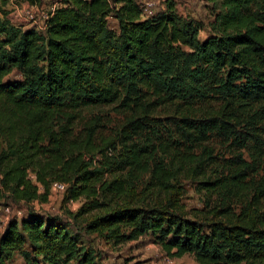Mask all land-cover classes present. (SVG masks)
I'll return each mask as SVG.
<instances>
[{
    "label": "trees",
    "instance_id": "obj_1",
    "mask_svg": "<svg viewBox=\"0 0 264 264\" xmlns=\"http://www.w3.org/2000/svg\"><path fill=\"white\" fill-rule=\"evenodd\" d=\"M209 1L221 8L219 33L205 41L170 0L150 16L137 0H59L44 30L0 19V198L45 202L58 181L66 199H89L80 214L100 207L99 195L114 198L86 224L106 239L150 234L172 257L264 264V179L245 180L250 163L240 153L264 161V0ZM106 106L122 121L105 137L86 112ZM210 152H231L227 177L210 182L220 206L192 215L174 197L170 171L212 163ZM146 173L156 192L147 202L128 191ZM240 195L235 211L226 201ZM25 241L46 264H100L61 222L36 212L7 223L0 264Z\"/></svg>",
    "mask_w": 264,
    "mask_h": 264
},
{
    "label": "rangeland",
    "instance_id": "obj_2",
    "mask_svg": "<svg viewBox=\"0 0 264 264\" xmlns=\"http://www.w3.org/2000/svg\"><path fill=\"white\" fill-rule=\"evenodd\" d=\"M59 0H42L39 5H31L26 0H0V19H6L10 23L23 26L35 27L37 30H44V19L46 13L53 9ZM169 0H137L143 10V15L160 14L167 8ZM174 4V11L179 18L191 20L197 23L198 40L215 36L219 32L214 28L215 15L221 10L218 3L209 0H170ZM109 27H115V21L109 18ZM189 50V49H187ZM97 116L99 122L98 131L106 136H113L116 128L122 121V114L110 106L102 108L90 109L86 112V119ZM83 126L81 123L78 129ZM217 149L224 150L216 139L214 141ZM199 154L200 152H195ZM231 152H210L213 156L210 163L206 158L198 163V167L194 171L184 169L179 171L176 167H172V186L174 197L178 199L179 204L189 214L198 213V210L208 212L213 206H220V196L210 190L214 180L227 177L228 165ZM238 153V152H236ZM242 157L250 163V172L244 177L246 181H251L253 187L261 179H264V161L256 159V156L245 150L240 152ZM110 155L114 154L113 150ZM99 155L93 157L94 165L100 166L96 162ZM150 175L143 174L140 179L132 184L128 183L129 194H134L139 200L147 202L156 197V192L150 189L148 183ZM58 182V181H57ZM206 182H209L206 183ZM52 183L48 198L45 202L38 200L22 201L15 200L9 196L0 198V234L11 220L17 224L27 217L30 212L38 213L45 221L51 223L61 222L71 237L75 240L80 252L91 251L95 257V261L100 264H167L166 260L171 259L175 264H199L193 254L187 253L182 257H172L167 254L154 237L150 234L143 235L133 240L115 241L106 239L102 235L88 231L87 222L95 215L109 210L114 206V198L98 196V202L102 203L97 209L87 213L80 214V207L88 202L89 199L80 196L76 200L66 199L67 184H64L63 190H58ZM62 183V182H61ZM210 190V191H209ZM42 191V190H41ZM152 191L153 193H149ZM248 196L249 193L244 194ZM243 195L239 197L227 198L226 203L231 205L235 211L239 210ZM264 205V203H263ZM191 216V215H189ZM64 258V257H62ZM3 264H46L41 254H36L32 244L24 242L18 249L13 251L9 257L3 258ZM59 264H83L82 260L77 258L67 259V262L61 261ZM243 264V263H242Z\"/></svg>",
    "mask_w": 264,
    "mask_h": 264
},
{
    "label": "built area",
    "instance_id": "obj_3",
    "mask_svg": "<svg viewBox=\"0 0 264 264\" xmlns=\"http://www.w3.org/2000/svg\"><path fill=\"white\" fill-rule=\"evenodd\" d=\"M146 16H150V15H146ZM54 186L58 189V190H63L64 189V184L61 182H55ZM167 264H175L173 260L171 259H167L166 260Z\"/></svg>",
    "mask_w": 264,
    "mask_h": 264
}]
</instances>
